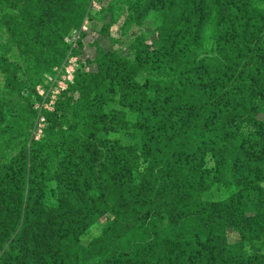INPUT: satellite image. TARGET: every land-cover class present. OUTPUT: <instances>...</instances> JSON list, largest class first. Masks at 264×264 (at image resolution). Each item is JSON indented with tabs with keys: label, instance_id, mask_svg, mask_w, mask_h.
Wrapping results in <instances>:
<instances>
[{
	"label": "trees",
	"instance_id": "16d2710c",
	"mask_svg": "<svg viewBox=\"0 0 264 264\" xmlns=\"http://www.w3.org/2000/svg\"><path fill=\"white\" fill-rule=\"evenodd\" d=\"M137 1L147 11L156 13V43L147 44L142 36L136 41L133 58L99 47L97 71L89 75L83 87L75 85L72 89L78 88L73 104L82 112H94L101 120L108 114L118 118L138 116L134 132L143 136L142 141L133 140L125 150H116L112 163L106 164L105 158L95 155L88 141L76 140L75 127L65 131L52 125L41 140H35L29 138L24 126L16 138L20 151L11 159L0 151V263L14 244L28 241L23 249L32 252L30 256L44 255L47 264H56L29 241L42 231L35 223L42 218L54 223L58 216L61 222L69 215L101 214L112 216L115 227L125 220L123 238L111 235L93 240L86 257H82L85 262L99 259V264H157L150 260L156 254L150 231L146 232L147 238L138 240L124 235L155 221L161 231L171 235L165 264H182L184 237L201 238L209 244L205 252L216 255L210 264H264V257L257 253L244 261L238 258L237 262L217 256L235 252L243 257L244 248L254 242L258 232L264 231V208H260L264 203V153L259 157L261 164H256L257 159L251 161L246 147L251 138L243 128L256 122L261 126L258 110L250 100L264 101V0ZM246 75H252V80L239 85ZM229 79L231 85L227 83ZM21 95L32 97L28 89H23ZM148 113H157L158 123L152 128L147 126L148 117H144ZM49 115L59 120L62 114L55 110ZM6 135L1 129L0 148L8 147L7 139H2ZM131 138L137 139L134 135ZM218 139L225 142L226 163L232 159L242 162L241 155L253 164L244 163L238 171V189L227 204L230 213L229 206L246 200L254 212L248 217L251 228L243 230L234 222L239 213L231 214V218L220 210L218 218L211 221L208 207L198 218L191 214L187 217L184 211L175 215L168 211L162 219V213L158 214L152 204L163 191L171 189L172 198L178 199L177 191L185 190L188 182L198 188L197 179L205 183L211 180L207 160L215 159L212 149ZM144 146L157 155L145 175L138 169V160L134 161L137 147ZM180 158L181 166L177 162L175 171H163L170 160ZM56 170L63 177L58 199L63 204L58 216L47 208L53 204ZM179 174L184 179L180 185L174 179ZM136 182L140 194H134ZM88 201L92 202L90 210H86ZM75 207L81 209L80 214ZM133 211L140 215L136 221L129 216ZM199 219L206 223L198 227ZM231 226L241 233L240 241L232 244L226 238ZM78 254L68 247L59 250L58 258L70 264Z\"/></svg>",
	"mask_w": 264,
	"mask_h": 264
},
{
	"label": "rangeland",
	"instance_id": "374dc122",
	"mask_svg": "<svg viewBox=\"0 0 264 264\" xmlns=\"http://www.w3.org/2000/svg\"><path fill=\"white\" fill-rule=\"evenodd\" d=\"M146 9L141 1L137 0H0V130L7 133L2 139L6 138L8 144L6 149L3 145L0 148L2 154L11 159L20 151L16 138L22 134L24 126L29 138L35 140H41L46 135L47 128L52 125L65 131L75 127L78 129L76 140L88 141L95 149V155L105 158L106 164L112 163L116 150H125L133 140L142 141L143 136H137L134 132L138 116L118 118L108 114L101 120L95 117L94 112L84 110L82 112L73 104L78 97V88H72L75 85L83 87L89 75L97 71L95 59L99 47L133 58L136 41L142 36L148 40L147 44L156 43L157 16L155 11L149 12ZM251 80L252 75H246L239 85H245ZM227 83L230 84V79ZM23 89H28L32 97L24 98L21 95ZM196 90L201 91L198 88ZM250 102L258 110L257 119L261 126L258 127L256 122L243 127L251 138L246 147L251 161L257 159L256 164H261L262 160L259 157L264 153V101ZM180 107L183 109L184 104ZM55 110L62 114L59 120H54L49 115V112ZM156 114L148 113L144 116L148 117V127L152 128L158 123ZM113 117L118 119L114 121ZM132 135L137 139H132ZM218 142L214 143L212 149L215 159L207 160V170L212 173L208 183L197 179V188L193 182H188L185 190L177 191L178 199L172 198L171 189L165 190L157 202L152 204L153 208L157 207L158 214L162 213V219L166 218L165 212L168 211L173 215L184 211L187 217L190 214L197 217L203 215L207 207L211 221L218 218L220 210L229 213L227 204L233 201L231 197L238 189L236 175L244 163L251 166L253 164L247 157L242 158L241 155L242 162L238 163L232 159V162L226 163L223 152L225 142L221 139H218ZM166 148L167 145L162 147V157ZM156 157L149 146L137 147L134 161L138 160V169L145 175L148 174V166ZM169 162L170 165L166 164L163 168L166 173L175 171L177 162H180L181 166V158ZM154 169H157L156 164ZM174 179L178 185L184 182L183 175L180 174ZM132 183L133 181L129 182V190ZM62 184L63 177L56 170L53 204H49L47 208L54 210L57 216L60 215L58 208L63 204L58 200ZM262 187L264 188V183ZM137 193L140 194V190L136 182L134 194ZM146 196L148 197V192ZM260 208H264V203ZM90 209L92 202L88 201L86 210ZM76 210L81 213V209ZM229 210L231 211L227 214L229 217L233 213H239V217L233 219L240 228L243 230L251 228L248 217L253 216L254 212L246 204V200L243 199L241 205L229 206ZM76 215H69L68 219L61 222L58 216L54 223L44 218L40 219L35 224H38L42 231L29 241L40 247L56 264H68L58 258L59 250L68 247L80 253L72 258L70 264H99V259L86 262L82 260V257H86L90 242L101 240L105 236L111 238V235L123 238L122 227L125 220L115 227L112 216L80 214V218ZM129 216L134 221L140 218L136 211L130 212ZM153 222L146 226H137L124 235L130 239L147 238L146 232L150 231L152 242L155 243L152 247L156 252L154 258L150 260L157 264H165L171 235L161 231L157 222ZM205 223L206 221L199 219L197 226ZM240 235V231L231 226L227 230L226 238L232 244L240 241ZM204 241L201 238L198 240L183 238L186 248L181 253L182 264H210L211 258L216 255L209 251L205 252L209 244ZM27 243L28 241H23L21 245L14 244L9 255L4 256L0 264H47L44 255L30 256L32 252L23 249ZM242 253L243 257L235 252H222L217 256L231 262H237L238 258L244 261L256 253L264 257V231L258 232L254 242L248 244Z\"/></svg>",
	"mask_w": 264,
	"mask_h": 264
}]
</instances>
